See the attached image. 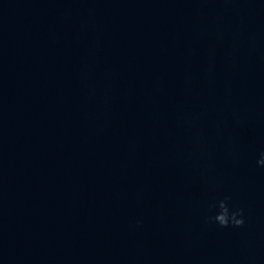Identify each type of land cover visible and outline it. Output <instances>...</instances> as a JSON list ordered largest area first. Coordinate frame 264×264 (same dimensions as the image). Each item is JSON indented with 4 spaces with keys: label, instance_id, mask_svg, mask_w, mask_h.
<instances>
[{
    "label": "water",
    "instance_id": "water-1",
    "mask_svg": "<svg viewBox=\"0 0 264 264\" xmlns=\"http://www.w3.org/2000/svg\"><path fill=\"white\" fill-rule=\"evenodd\" d=\"M262 152L264 0H0V264H264Z\"/></svg>",
    "mask_w": 264,
    "mask_h": 264
},
{
    "label": "clouds",
    "instance_id": "clouds-1",
    "mask_svg": "<svg viewBox=\"0 0 264 264\" xmlns=\"http://www.w3.org/2000/svg\"><path fill=\"white\" fill-rule=\"evenodd\" d=\"M257 163L264 166V152L260 154V159ZM231 196H225L218 202H213L209 205L210 212L214 214L205 217V223L215 224L221 228H241L246 224L245 210L236 208L230 204Z\"/></svg>",
    "mask_w": 264,
    "mask_h": 264
}]
</instances>
